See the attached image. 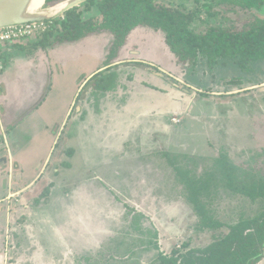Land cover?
Segmentation results:
<instances>
[{"label":"rangeland","instance_id":"obj_1","mask_svg":"<svg viewBox=\"0 0 264 264\" xmlns=\"http://www.w3.org/2000/svg\"><path fill=\"white\" fill-rule=\"evenodd\" d=\"M165 1L193 13L190 27L197 32L210 26H240L252 16L221 0ZM55 3L45 1L43 7ZM97 4L87 0L69 13L42 19L48 29L14 44L5 57L6 66L17 56L11 70L0 77L4 102L27 107L15 108L20 112L8 122L11 125L0 129V158H7L0 162V264H156L160 251L170 255L175 248H204L223 237L229 225L264 212V199L253 200L229 188L216 163L220 154L227 155L226 165L237 167L231 172L235 185L264 181V60L243 71L233 59L206 68L201 57L195 71L189 63L178 62L161 31L140 26L139 32L146 35L137 31L132 36L137 29L132 30L114 59L118 65L111 69L116 73L113 95L119 94L117 88L136 87L155 94L151 86L162 83L177 91L169 101L170 112L184 108V113L168 114L161 125L146 130L143 139L128 138L122 154L113 153L119 136H110L107 126L130 120L136 98L130 102L123 97L129 108L119 115L105 98L103 118L98 104L104 92L93 89L92 81L65 125L67 108L77 99V81L106 58L113 35L102 31L76 42H59L74 18L98 15ZM234 78L239 82H228ZM91 91V127L80 132V138L82 146L90 140L92 154L83 146L78 156H61L73 162L69 171L52 158L62 152L56 145L52 159L45 161L54 135L58 140L72 136V119L87 107ZM138 99L139 108L148 106ZM72 142L67 138L66 148L72 149ZM18 172L21 180L14 179ZM45 182L51 184L46 196ZM190 186L201 187L200 201L222 227L199 226ZM255 264H264V250Z\"/></svg>","mask_w":264,"mask_h":264},{"label":"trees","instance_id":"obj_2","mask_svg":"<svg viewBox=\"0 0 264 264\" xmlns=\"http://www.w3.org/2000/svg\"><path fill=\"white\" fill-rule=\"evenodd\" d=\"M58 1L60 0H46V3ZM221 1L239 5L248 13L251 12V18L240 26H210L203 32H197L190 27L193 13L185 11L184 7H173L165 3V0H98L97 6L100 13L83 21L74 18L71 22L73 27L64 34L62 40L74 41L102 31L113 35L104 60V68L94 73L85 82L76 97V103L85 87L92 81L94 85L90 84V86L96 90L108 91L115 88L116 73L111 69L118 64H114V59L118 56L130 32L140 26L161 31L164 34V43L176 56L178 62L189 63L194 69L203 57L209 68H213L220 61L233 59L241 70L250 71L252 64L264 60V15L261 14L264 0ZM8 48L2 52L3 64H5ZM236 81L239 82L237 78H234L228 82ZM70 117L71 114L68 115L65 125L69 123ZM56 145L60 146L62 152L57 156L53 154L54 160H61L62 154L72 156L73 150L66 148L65 139L58 140ZM227 161V155L224 153L216 159L220 170L228 178L227 186L253 200L264 199V181L235 185L231 172L237 167L233 163L227 166ZM61 165L69 167L66 161H61ZM50 185L46 183L43 189L44 196L48 195ZM190 188L192 190L189 200L200 217L199 226L201 228L222 227L223 224L209 215L200 201L201 187L190 186ZM228 227L229 231L223 237L214 240L204 248H189L184 252L175 248L170 255L160 251L156 257V264H255L258 262L264 250V212L249 219H240Z\"/></svg>","mask_w":264,"mask_h":264},{"label":"crops","instance_id":"obj_3","mask_svg":"<svg viewBox=\"0 0 264 264\" xmlns=\"http://www.w3.org/2000/svg\"><path fill=\"white\" fill-rule=\"evenodd\" d=\"M136 29L137 30L134 29L135 31L133 32L132 36L135 33H137V31L143 37H144V35H146L144 32H139L140 28L137 27ZM84 38H86V37H84ZM78 40L62 41V42H59V44L60 43H65V42H76ZM12 46H13V44L9 45L8 49H10ZM16 59H17V56L13 57V59L10 61V63H8L6 66H5V64H3V68L0 71V77L5 76V73H6L7 70H8V72L11 70L10 66H11L12 63L15 62ZM102 60L103 61L98 63V64H96L94 66V68L91 71H89V73L87 75L82 76V78H80V80L77 81L78 84H77V89H76V92H75V97H77L78 93L80 92V90H81L82 86L85 84V82L94 73H96L97 71H99V70L104 68L105 57ZM228 62H229L228 60L227 61H220L218 64L225 65ZM150 63H152V62H150ZM152 64H154V63H152ZM205 67L206 68L208 67L207 64H205ZM159 68L161 70L166 71L162 67H159ZM196 68L198 70L199 67L197 66ZM196 68H195V71H197ZM203 70H204V67H201V71H203ZM140 71H142V70H140ZM181 76L177 77V78L182 80V81L183 80L185 81V79H182ZM192 79H194V77ZM151 87H155L157 93H155V94L147 93V92H150V90L139 91V90H137L138 87H136L134 90L132 88H129V89H127V88H124V89L117 88V89H119V94L113 95L114 90H108V91H103L104 94H102V96H100L98 106H100V111H101V115H102L103 118L105 117V110L104 109H106V107H107L106 105H104L105 98H108V102H110L108 105L111 108H113V110L115 109V112H118V115L121 114L123 109H125L124 112H127L128 108H129V102L128 103L124 102L123 97H125V98L129 97L130 99L127 98L129 101L131 100V98L132 99L136 98V100L133 99L134 100V104L133 105H134V108H136V109L133 108V110H132L133 112H131L132 116L130 117V120H128L129 119L128 118V119H125V121H127V122L119 121V122H114L112 124V126L111 125L107 126V128H108L107 131H108V134H110V136L112 134H115L116 136H119V141H118L117 145H115L116 148L113 150V153L114 152L115 153L119 152V153L122 154L123 147L125 146V144L128 143V138H130L131 140H135L136 137L140 136L143 139L146 130H151V129L155 128L156 125H158V124L161 125L160 119L164 118V117H167L168 114H170V113H182L183 114L184 113V108L183 109H178V110L174 109V110H171V112H170V109H168V105H169L170 99H172L173 97H176V93H177L176 90L168 88L167 86L163 85L162 83L158 84L157 86H151ZM151 90H152V88H151ZM0 91H1V89H0ZM5 92H6V90H5V86H4V91L2 90V92H0V93H2V94H0V107L3 110L2 112H0V120L2 122L0 124V129H2V127H6L7 125H11L8 122H10L11 120H13L16 117L18 112H20L18 110L21 109L23 111V109H25L27 107V105L25 107H21L22 105H15V104L12 103L11 100H10V102L9 101L4 102L5 101L4 97L7 96L5 94ZM91 92L88 93V96H87V99H86V100H88V102L86 101L87 102V107L84 108L83 112L79 113L80 106L78 105L79 106L78 110L77 109H75V110L78 111L79 115L73 117V119H72L71 131L73 130V133H72V136L67 137L68 138V144L73 143L72 140H75V142H76V144L75 143L73 144L74 147L72 146V149H73L72 156H78L79 155L78 153H80L81 150H83L85 146L89 147V153L92 154V152H90V148H91L90 146H92V145H90V140L87 139L86 142L83 143L84 144L83 145L84 147H83L82 146V139L80 138V132L81 133L82 132L85 133L91 127V124H90L91 122L89 121L90 120L89 115H90L92 109L94 108L92 106V103H89V100H91V97H92V94H93V92L92 93ZM138 92H140L141 94L140 95L137 94ZM137 96L139 98H142L143 100L145 99L146 103H144V104H148V106L147 107L143 106L142 108H139V107H141V103L142 102H139V99H138ZM119 98H120V100H123V101H120ZM92 101L94 102L95 100H92ZM23 105H25V104H23ZM74 105H76V99L75 100H73V99L71 100V102H70V104H69V106L67 108V112H66V116L67 117H66L65 121H67L68 115L72 114V109H73ZM162 105L164 106L163 110L161 109ZM15 108H18V110H16ZM148 108H149V110H148ZM4 112H5V114H3ZM150 119L153 120L154 123H152ZM65 121H63L62 123H64ZM163 125L165 127V130L169 129V125L167 124V120H164ZM57 129H58V125H55L54 129H53L54 132H56ZM76 129H77L78 133H77V136L75 137V130ZM12 137H13V132L11 134L10 141L12 140ZM67 138L65 139V146H66ZM58 139H59L58 135H54V137L52 139V145L49 148V155H48L49 157L45 161H48L49 159H52L51 158L52 155H53L52 153H53L54 148L56 147V142L58 141ZM63 155H66V154H62L61 156H63ZM61 161H60V164H61ZM0 162L6 163L7 162V158H6V161H0ZM68 163H69V167H64V166L63 167L64 168H68L67 170L71 171V169L73 168V162H71V163L68 162ZM18 165H19V163L17 162L15 166H18ZM18 173L21 174V178H22V173L21 172H18Z\"/></svg>","mask_w":264,"mask_h":264},{"label":"water","instance_id":"obj_4","mask_svg":"<svg viewBox=\"0 0 264 264\" xmlns=\"http://www.w3.org/2000/svg\"><path fill=\"white\" fill-rule=\"evenodd\" d=\"M46 0L32 7L33 0H0V27L25 23L34 20L48 19L65 13L69 9L87 0H63L48 7H43ZM155 74L162 76L163 73L156 71ZM79 106L77 107L78 110ZM6 161V158H0ZM15 180L21 179V174L14 175Z\"/></svg>","mask_w":264,"mask_h":264},{"label":"built area","instance_id":"obj_5","mask_svg":"<svg viewBox=\"0 0 264 264\" xmlns=\"http://www.w3.org/2000/svg\"><path fill=\"white\" fill-rule=\"evenodd\" d=\"M46 29H48V21L42 19L0 27V71L3 68L2 52L7 50L9 45L31 38Z\"/></svg>","mask_w":264,"mask_h":264},{"label":"bare ground","instance_id":"obj_6","mask_svg":"<svg viewBox=\"0 0 264 264\" xmlns=\"http://www.w3.org/2000/svg\"><path fill=\"white\" fill-rule=\"evenodd\" d=\"M42 2H43V0H33L32 7H37V6H39Z\"/></svg>","mask_w":264,"mask_h":264}]
</instances>
